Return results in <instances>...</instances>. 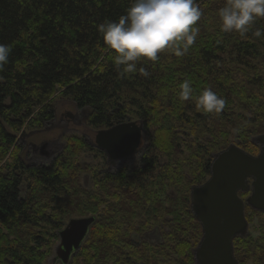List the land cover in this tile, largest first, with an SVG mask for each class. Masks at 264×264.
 <instances>
[{"label":"trees","instance_id":"1","mask_svg":"<svg viewBox=\"0 0 264 264\" xmlns=\"http://www.w3.org/2000/svg\"><path fill=\"white\" fill-rule=\"evenodd\" d=\"M131 3L0 0V43L12 49L0 70V264H45L52 240L65 226L70 197L79 201L84 217L96 221L69 264H195L202 228L191 211V188L209 178L214 155L231 144L258 155L253 138L264 134V35L253 33L264 29V18L245 35L225 33L217 13L226 0H197L204 14L189 50L177 57L166 49L155 62L142 58L136 73L122 76L123 66L114 65V52L98 25L118 21ZM140 68L149 75H141ZM184 80L193 88L187 101L178 96ZM205 88L226 101L220 113L197 109L196 97ZM59 90L78 109L90 111L91 127L107 129L136 115L147 136L135 166L93 172L94 186L84 191L86 203L77 199L82 189L70 158L77 147L95 149L83 137L67 141L48 167L27 166L16 145L23 129L41 130L54 120ZM183 145L194 152L199 168L181 194ZM10 152L13 162L1 164ZM159 195L170 205L157 200ZM56 198L66 207L46 214ZM102 203H107L106 213L99 211ZM135 213L155 224L162 218L161 238L147 239L152 228L147 222L130 226ZM249 213L260 217L264 228V213L247 207L249 223ZM234 252L239 264H264V233L257 240L250 232L236 238Z\"/></svg>","mask_w":264,"mask_h":264},{"label":"water","instance_id":"2","mask_svg":"<svg viewBox=\"0 0 264 264\" xmlns=\"http://www.w3.org/2000/svg\"><path fill=\"white\" fill-rule=\"evenodd\" d=\"M144 135L143 123L130 121L97 131L93 146L108 164L133 158ZM252 155L236 144L214 155L209 178L191 188V211L200 223L202 238L194 249L196 264H239L234 241L249 232L246 208L264 212V134L253 138ZM241 193H250L243 199ZM96 217L72 218L58 232L51 264H69L86 240Z\"/></svg>","mask_w":264,"mask_h":264},{"label":"clouds","instance_id":"3","mask_svg":"<svg viewBox=\"0 0 264 264\" xmlns=\"http://www.w3.org/2000/svg\"><path fill=\"white\" fill-rule=\"evenodd\" d=\"M197 0H132L126 14L118 21H106L98 25L103 41L114 52L113 63L122 67V76L137 72V62L142 58L155 62L158 54L172 49L177 57L183 56L196 42L203 16ZM221 31L248 33L255 21L264 18V0H226L218 10ZM255 37L264 35V29H256ZM8 44L0 43V70H3L11 53ZM141 75L148 71L140 68ZM181 101L193 96L189 80H184L178 92ZM226 101L212 91L203 89L196 97V107L204 113H220Z\"/></svg>","mask_w":264,"mask_h":264},{"label":"rangeland","instance_id":"4","mask_svg":"<svg viewBox=\"0 0 264 264\" xmlns=\"http://www.w3.org/2000/svg\"><path fill=\"white\" fill-rule=\"evenodd\" d=\"M218 29V28H217ZM54 111H55V118L54 120L47 125L45 128H42L41 130H30V129H23L22 132L24 133H18L16 136V145L20 148V158L24 161V163L27 166H46L48 167L52 161L55 159V157L60 154L61 150L64 149L66 146L67 141L70 142L71 139L76 138H84V140L89 143L90 145L94 143L95 136L97 131L101 129H95L89 125L88 122V115L90 111L88 109L80 110L77 108L75 102L73 101L72 97L70 96H62L61 91L59 90L58 93L55 96L54 102ZM237 109V108H236ZM138 113V110H135ZM128 121H140L136 115L132 116V120ZM126 121V122H128ZM7 129L11 131L8 127ZM57 140L59 146H56L53 144V142ZM33 142L36 145L39 146L40 149H43L45 145H47L43 150L44 154H37L35 155L32 153L31 149L29 148L30 143ZM49 145V146H48ZM147 136H143L142 139V150L139 154L135 155L134 159H127V160H121L117 161L114 164H107V157L105 154L98 149H87V148H80L77 147V152L73 153L71 155L72 164L75 167L76 170V176L78 178V184L80 186L81 193H79L78 198L79 200H82L84 203L87 202V197L85 195L86 191L85 189L89 188L90 190L94 186L93 183V172L98 169V171H110L114 172L120 167L126 165V166H135L139 160V157L142 153V151L147 147ZM94 148V147H93ZM39 150V149H38ZM255 152V151H254ZM47 153V154H46ZM256 154V152H255ZM179 159L183 160L185 162V168L182 170V174L184 175L181 184L179 185V188L181 187V194L185 193L189 182L193 180L195 174H197L199 163L197 161V158L194 159V152L189 151L184 145L182 146L181 153L178 156ZM202 158V156H201ZM205 159V158H204ZM6 161H9L10 163L13 162V159L11 158V152L9 155H7L1 164L5 163ZM204 162V161H202ZM200 176V175H199ZM89 185V186H87ZM161 188H157L155 191H160ZM183 189V190H182ZM174 190L167 192V194L174 196ZM178 194V193H177ZM183 195L177 196V200L181 198ZM103 197V195H102ZM164 198L165 200V206L167 207L170 205L167 202V197L163 195H159V198L157 200L160 201ZM59 199V200H58ZM103 201H109L108 199ZM69 201L72 202V207L69 209L70 211L65 214L63 217V223L66 225L68 221L71 218H80L84 217V212H82L80 207L79 201L75 200V198L70 197ZM49 203V201L45 202ZM63 207H66L62 202L60 198H56V201L54 203L50 204L48 206L47 210H44L46 214H53L56 215L57 211H62ZM99 211L106 213L107 210V203H102L100 206H98ZM135 217L132 218L131 224H135V227L143 224L144 222H147L149 224V227H152L151 230L147 234V239L151 243H155L157 240L156 234L161 238L162 232V218H158L157 222L158 224H155V220L151 219L143 214L135 213ZM251 217L253 213H249ZM89 216V215H88ZM58 218H61L62 216L57 215ZM260 217H256V215H253L251 217L250 222V229L249 232L252 233V236L255 240L260 239L262 234L264 233V228L261 225ZM58 220V219H57ZM134 222V223H133ZM63 224V225H64ZM140 227V226H139ZM148 227V228H149ZM64 228V227H62ZM160 228V229H159ZM35 231H39L38 228L34 229ZM147 229H145L146 231ZM149 230V229H148ZM167 230L166 228H163L162 231ZM146 233V232H144ZM143 233V234H144ZM60 239L59 236L57 239L52 240V247L49 256L46 258L45 264H51L50 260L55 255V247L58 245ZM61 264V263H57ZM249 264H252V261H250Z\"/></svg>","mask_w":264,"mask_h":264},{"label":"flooded vegetation","instance_id":"5","mask_svg":"<svg viewBox=\"0 0 264 264\" xmlns=\"http://www.w3.org/2000/svg\"><path fill=\"white\" fill-rule=\"evenodd\" d=\"M53 144H55L56 146H59V144H58V142H57V140H55L54 142H53ZM92 146H93V144H91ZM47 145H45L44 147H43V149L46 147ZM49 146V145H48ZM94 147V146H93ZM140 147H141V150H142V143H141V145H140ZM29 148L31 149V151H32V153H34L35 155L37 154V152L39 153V151H40V153L39 154H44V150L43 149H40L39 148V146L38 145H36L35 143H33V142H31L30 143V145H29ZM95 148V147H94ZM39 149V150H38ZM140 150V151H141ZM100 151V150H99ZM140 151L138 152V153H140ZM102 152V151H101ZM104 153V152H103ZM137 153V154H138ZM47 154V153H46ZM105 154V153H104ZM136 154V155H137ZM105 156H106V154H105ZM107 157V156H106ZM135 158V156L133 157V158H131V159H134ZM107 164H108V159H107ZM109 165V164H108ZM246 194H248L247 195V197L250 195V193H246ZM246 197V198H247ZM246 198H244V199H246ZM264 213V212H263Z\"/></svg>","mask_w":264,"mask_h":264},{"label":"bare ground","instance_id":"6","mask_svg":"<svg viewBox=\"0 0 264 264\" xmlns=\"http://www.w3.org/2000/svg\"><path fill=\"white\" fill-rule=\"evenodd\" d=\"M144 135H145V133H144ZM143 135V136H144ZM97 149V148H96ZM140 150H141V147H140ZM217 154V153H216ZM214 158V157H213ZM250 208V207H249ZM247 209V208H246ZM253 210V209H252ZM255 211V210H254ZM249 229H250V223H249ZM248 234H249V232H248ZM195 257V256H194ZM195 264H196V262H195Z\"/></svg>","mask_w":264,"mask_h":264}]
</instances>
